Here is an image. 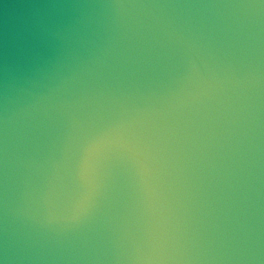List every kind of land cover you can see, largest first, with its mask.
Listing matches in <instances>:
<instances>
[{"label": "water", "instance_id": "1", "mask_svg": "<svg viewBox=\"0 0 264 264\" xmlns=\"http://www.w3.org/2000/svg\"><path fill=\"white\" fill-rule=\"evenodd\" d=\"M0 264H264V0H0Z\"/></svg>", "mask_w": 264, "mask_h": 264}]
</instances>
